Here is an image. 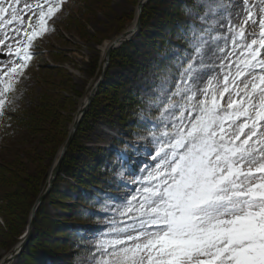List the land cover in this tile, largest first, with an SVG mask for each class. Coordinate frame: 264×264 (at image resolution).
Segmentation results:
<instances>
[{
    "label": "snow or ice",
    "instance_id": "1",
    "mask_svg": "<svg viewBox=\"0 0 264 264\" xmlns=\"http://www.w3.org/2000/svg\"><path fill=\"white\" fill-rule=\"evenodd\" d=\"M63 2L0 0V118ZM221 18L227 34L202 36L179 65L148 132L153 163L94 234V264H264V0Z\"/></svg>",
    "mask_w": 264,
    "mask_h": 264
},
{
    "label": "rangeland",
    "instance_id": "2",
    "mask_svg": "<svg viewBox=\"0 0 264 264\" xmlns=\"http://www.w3.org/2000/svg\"><path fill=\"white\" fill-rule=\"evenodd\" d=\"M138 2L64 0L61 11L49 21L47 33L30 49L34 57L24 75L13 85L12 104L7 108L6 116L0 118V259L22 241L35 197L44 191L51 166L70 133L80 103L90 94L102 72L101 46L131 24ZM221 4L224 7L218 8ZM239 5L240 0H233L231 4L229 0L146 2L136 36L121 46L126 49L129 60L125 62L118 53L108 64L95 103L98 118L84 124L69 158L76 166L75 159L79 162L78 158H82L84 163H90L94 158L92 154L105 147L118 150L112 154V166L116 167L115 177L125 188L117 185L116 190L108 194L107 203H96L101 210L118 216L126 198L133 194V181L140 176L142 166L153 163L148 156V151L153 149L148 135L143 142L124 137L127 142L113 145L120 132L132 126L126 122L136 117L140 125L151 129L160 116L162 105L175 89L181 71L179 65L185 61V54L193 51V45L202 36L211 39L217 34H227L220 26L226 25L227 20L221 17H227L229 11L235 12ZM213 8L216 11H212ZM168 25H172L177 34ZM208 28L212 31L205 32ZM256 31L258 34V28ZM219 79L222 80V76ZM130 94L143 102L135 114L132 109L128 110L130 105L124 104L131 98ZM128 145H135L137 151L133 152ZM84 163L81 167L86 166ZM70 184L72 179L63 174L57 190L66 192ZM91 190L95 192V189ZM58 198L56 192V196L46 200L43 205L46 213L39 218L36 227L37 239L33 237L29 253L17 258L15 264H28V259H36L35 256L44 257L45 250H51L55 255L66 254L68 257L64 259L69 258L73 264H91V255L85 248L74 247L73 240H68L69 236L80 235L55 224L63 226L65 222H75L71 217L76 218L68 213L61 216L68 210L65 204L70 199L62 195L61 209L55 205ZM79 201L83 202V205H75L79 210L93 211L87 207V202ZM88 229L98 232L102 228ZM33 231L36 232L34 228ZM39 249H44V253L38 252Z\"/></svg>",
    "mask_w": 264,
    "mask_h": 264
},
{
    "label": "trees",
    "instance_id": "3",
    "mask_svg": "<svg viewBox=\"0 0 264 264\" xmlns=\"http://www.w3.org/2000/svg\"><path fill=\"white\" fill-rule=\"evenodd\" d=\"M142 15H143V11H142ZM168 27H170L169 29L172 30V32L174 34H177L176 29H174V27H172V25L171 26L168 25ZM118 53H120L121 57L124 58L125 62L127 60H129L128 54H126V49H124L123 47H120V48H117V49L112 51L110 61H113V58L116 57ZM102 86H103V84L99 85L96 96L94 97V99L91 102L88 110L86 111V113H85L76 133H75V136H74L70 146L68 147L67 151L65 152V154L63 156L61 167H60L58 176L54 182L52 189L47 194L44 201L42 202V204L38 208V211L36 213V217L34 220V230H36V232L33 231L34 234L32 233V236L30 237L29 241L27 242L25 248L22 251L21 257L25 256L27 253H29V251H30L29 248H30L31 241L33 240V237L36 236V239H37L38 232H37L36 227H37L39 218L45 212V210L43 211V207H44L43 205L45 204L46 200H48L49 198L51 199L53 196H56V192L59 195V198H58L59 202L55 203V205H57L61 209H62V195H64L65 197H68L70 199V201H68V203L65 204V206L67 207L68 210L66 211V213H62L61 216L66 215L68 213L70 216L71 215L76 216V218L71 217L72 220H75V222L90 221V222H93L94 224H97V225L100 223H103L100 219V216L98 217L96 214L84 213V211L79 210L77 208V206L75 207V205H83V202H80L79 200H82V201L84 200L85 202H87L86 204H88L87 207L92 208L94 211L95 205L97 206V204H98V202H96L94 197L89 198V197L80 196L78 199H74L71 195H69L65 192L62 193L61 191L57 190L58 181L62 178L63 174L72 178L78 184L84 185L86 187L89 186L88 188L95 189V192H97L99 188L112 190L118 184L117 181L115 180L113 169L111 167L112 166L111 152L107 149H103V150L101 149V150H99L100 152L93 153L92 156L94 158L91 159L92 161L90 163H88V162L84 163L82 158H78L80 163L78 162L77 159H75V161L77 163L75 166L73 163L74 160L69 161V158L71 157L70 155H72V152L74 150L73 146H74V143L76 141V138H78V134H79V132H81L82 128L84 127V124L85 123L87 124L91 119H94V121H96L98 118V110L95 111L97 109L95 107V103H96V99L98 97V94L100 93V91L102 89ZM129 96H131V98L129 99V101H127L124 104L130 105V108L128 110L132 109V112L135 114V112L138 111L139 107L143 105V102L140 101V99H138L136 96H134V94H130ZM38 117H39V115H38ZM131 121L126 122L128 124H131L132 126H130L128 128L129 130L127 129V131H125V130L123 131L125 134L132 135L133 132H144V133L148 132V130H149L148 127L140 125L136 121V117L133 118V120H131ZM64 143H65V141L63 142V144ZM101 151H103V152H101ZM83 163L86 164L85 167H81V165ZM95 186H98V187H95ZM69 188L76 189V187L73 185H70ZM39 195L38 194L36 195L35 202H36ZM84 206H85V204H84ZM30 215H31V213H30ZM84 215H86L85 216L86 218L84 217ZM25 219H26V217H25ZM29 219H30V216H28L27 225L29 223ZM55 224L58 225V228H62L64 230H69V228H68L69 223H67V222H65V224H63V226H60V224H58V223H55ZM70 231L76 234V232L74 230H70ZM68 240H70V241L73 240L72 243H74L73 244L74 247H77V246L79 248L84 247L85 251L91 255V259L93 258L92 249L94 248V241H91L87 238L77 236V235L74 238H73V236L72 237L69 236ZM43 241H46V240L44 239ZM50 246H52V245L50 244ZM11 249H12V247L10 248V250ZM43 250L44 249H39L38 252L42 253ZM45 251H46L45 253L43 252L45 255L44 257L43 256H41V257L35 256L36 259H28L27 263L28 264H73L69 258L67 260L64 259L65 257H68L66 254L55 255V253H53L51 250L50 251L45 250ZM63 259L65 261H70V262L64 263L65 261Z\"/></svg>",
    "mask_w": 264,
    "mask_h": 264
},
{
    "label": "water",
    "instance_id": "4",
    "mask_svg": "<svg viewBox=\"0 0 264 264\" xmlns=\"http://www.w3.org/2000/svg\"><path fill=\"white\" fill-rule=\"evenodd\" d=\"M143 6H144V4H140L139 7H138L139 16H138V21H137V26H136L135 32L138 31V29H139V27L141 25V13H142ZM130 39H131V37L129 38V34L126 33V32H123L122 34H120V36L118 37V39L114 42L112 48H117L121 44H123L124 42H126V41H128ZM109 59H110V52H108V55H107L106 60H105V63L106 64L104 65V67L102 69V72H101L99 78L95 82V85L93 86V88H92V90H91V92L89 94V97H88V100H87V103H86L84 109L80 112V114H79L80 116L76 119V121H74V124L72 126V130L70 131V133H69V135H68V137H67V139H66V141H65V143L63 145V148L61 150V154H60L58 160L55 162V164L50 169L47 189L45 190V192H43L41 195H39V197L37 198V200H36V202H35V204L33 206V209H32L31 215H30V219H29V223H28L27 229L25 230V232L21 236L22 241H21L20 247L15 252V255L17 257L20 256L21 251L23 250L24 246L26 245L27 241L29 240V238L31 236V233H32V230H33V225H34V220H35L36 212H37L40 204L42 203V201L45 199L46 195L48 194V192L52 188V185L54 183V180H55V178H56V176L58 174V171L60 169L63 156H64L65 152L67 151L68 147L70 146V144H71V142H72V140L74 138L75 132H76V130H77V128H78L81 120H82V117L85 114V112L87 111L90 103L94 99V96L96 94V91L98 89V86L104 80V77H105V74H106V70H107V67H108V64H109Z\"/></svg>",
    "mask_w": 264,
    "mask_h": 264
},
{
    "label": "bare ground",
    "instance_id": "5",
    "mask_svg": "<svg viewBox=\"0 0 264 264\" xmlns=\"http://www.w3.org/2000/svg\"><path fill=\"white\" fill-rule=\"evenodd\" d=\"M146 0H139V2H138V4H137V8H136V12H135V16H134V19H133V21L131 22V24L124 30V31H122V32H126V33H128L129 34V38L131 37V38H133L134 36H136V32H135V30H136V26H137V21H138V16H139V11H138V7H139V5L140 4H146ZM144 7V6H143ZM122 34V33H121ZM120 36V34L119 35H117V36H114V37H112L111 39H108V40H106L104 43H103V45L101 46V51H102V58H103V61H104V63H103V67H104V65L106 64L105 63V60H106V57H107V55H108V52H110V59H111V53H112V51L113 50H115V48H112V46H113V44H114V42L118 39V37ZM110 59H109V63H110ZM102 67V68H103ZM94 85H95V83H94ZM88 97H89V95H87V96H85L83 99H82V101H81V103H80V106H79V109H78V111H77V113H76V115H75V119H74V121H76V119L80 116L79 114H80V112L84 109V107H85V105H86V103H87V100H88ZM90 106V105H89ZM89 108V107H88ZM88 110V109H87ZM86 113V112H85ZM85 115V114H84ZM84 115H83V117H84ZM83 117H82V119H83ZM74 121H73V123L71 124V127H70V131L72 130V126H73V124H74ZM82 121V120H81ZM81 123V122H80ZM80 125V124H79ZM77 131V130H76ZM76 133V132H75ZM64 145V144H63ZM62 148H63V146L59 149V151H58V153H57V157H56V159L54 160V162H53V164H52V166L55 164V162L58 160V158H59V156H60V154H61V150H62ZM20 244H21V242L18 244V245H16L15 247H14V249L12 250V251H10V252H7L1 259H0V264H5V262L7 261V264H15L16 263V260H17V256L15 255V252L17 251V249L20 247ZM23 251V250H22ZM22 251H21V253H22Z\"/></svg>",
    "mask_w": 264,
    "mask_h": 264
}]
</instances>
